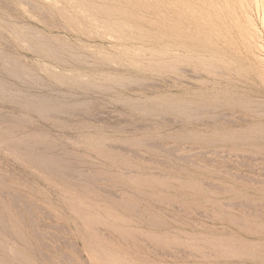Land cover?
I'll list each match as a JSON object with an SVG mask.
<instances>
[{
  "label": "rangeland",
  "instance_id": "obj_1",
  "mask_svg": "<svg viewBox=\"0 0 264 264\" xmlns=\"http://www.w3.org/2000/svg\"><path fill=\"white\" fill-rule=\"evenodd\" d=\"M0 264H264V0H0Z\"/></svg>",
  "mask_w": 264,
  "mask_h": 264
}]
</instances>
